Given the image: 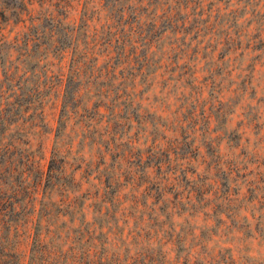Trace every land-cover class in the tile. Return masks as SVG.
<instances>
[{
  "label": "rangeland",
  "instance_id": "rangeland-1",
  "mask_svg": "<svg viewBox=\"0 0 264 264\" xmlns=\"http://www.w3.org/2000/svg\"><path fill=\"white\" fill-rule=\"evenodd\" d=\"M0 264H264V0H0Z\"/></svg>",
  "mask_w": 264,
  "mask_h": 264
}]
</instances>
